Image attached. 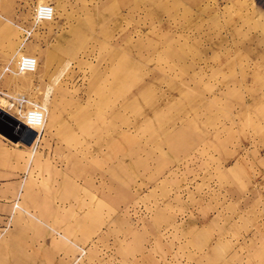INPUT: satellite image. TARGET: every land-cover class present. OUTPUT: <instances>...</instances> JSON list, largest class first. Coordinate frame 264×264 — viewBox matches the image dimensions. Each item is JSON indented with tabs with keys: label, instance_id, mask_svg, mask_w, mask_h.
Masks as SVG:
<instances>
[{
	"label": "crops",
	"instance_id": "crops-1",
	"mask_svg": "<svg viewBox=\"0 0 264 264\" xmlns=\"http://www.w3.org/2000/svg\"><path fill=\"white\" fill-rule=\"evenodd\" d=\"M126 1L135 4L132 13L139 9L146 23L151 0ZM171 1L176 20L165 23L166 33L157 44L176 46V60L191 62V76L197 79L191 90L177 88L174 104L190 101L208 105L209 113L217 107L229 111L224 143L235 138L239 150L233 155L225 149L224 157L237 156L238 162L220 171L202 168V173L220 175L216 187L197 182L186 196L177 188L169 248L167 211L141 216L135 208L151 203L152 160L165 164L169 156L152 150L153 133L159 136L155 144L167 143L163 134L171 133V124L161 119L164 109L159 117L151 107H135L137 99L148 106L146 95L153 89L133 91L138 94L134 124L139 125L134 134L119 133L120 114L113 107L116 120L101 133L102 114L91 112L88 104L70 107L80 111L71 118H63V108L57 107L54 127L66 129L53 137L65 142L60 151L26 145L24 129L0 108L8 116H0V264H74L78 257L75 264H264V6L255 0H225L218 7V0ZM42 2L53 5L54 17L32 31L33 55L41 46L56 52L81 44L91 20L102 29L121 27V0H0L2 92L19 89V74L5 67H13L25 53L23 29L31 24L33 7ZM169 54L168 48L165 57ZM185 76L190 75L183 69L175 74ZM208 118L189 120L170 134L175 139L171 144L194 126L216 124ZM158 189L164 195L166 183ZM205 189L207 194H201ZM185 206L191 207L186 214Z\"/></svg>",
	"mask_w": 264,
	"mask_h": 264
},
{
	"label": "rangeland",
	"instance_id": "rangeland-1",
	"mask_svg": "<svg viewBox=\"0 0 264 264\" xmlns=\"http://www.w3.org/2000/svg\"><path fill=\"white\" fill-rule=\"evenodd\" d=\"M170 1L151 0V16L147 17L146 23H143V14L139 9L135 10L136 13H132L135 4L130 7L131 2L129 4L128 1L121 0L120 29H102L101 24L91 20L87 38L80 40L81 44L78 42L72 46H62L56 52H50L45 46H41L39 54L33 55L31 34L25 42L23 52L37 58V69L33 73L17 75L19 89L11 93L25 94L29 100L45 109L43 112L44 131L36 146L38 151L64 149L65 142L58 139L53 141L56 133L66 132L63 126L54 127L59 117L56 113L57 107L63 108L59 111L64 115L63 118H71V114L80 113V111L71 110L70 107L78 108L80 104H88L89 108H93L91 112L102 114L100 123L103 125L97 127L99 133L111 128L106 123H110L113 119L116 120V117L112 116L111 108L113 107L119 110L120 114L119 133L121 135L134 134L139 126L134 124L137 118L134 117L132 111L135 105L133 102L138 95L133 93L134 90L153 89L154 92L146 95L151 98L150 103L148 101L149 105L137 99L135 103L138 105L135 107H151L159 117L161 109H164V118L161 119L171 124L168 128L170 134L186 126L189 120L193 121V118L200 117L203 120L209 119L208 117L212 118L215 125L192 127L190 134L181 136L184 143L181 138H177V143L171 144L170 141H175L172 139L173 136L169 134L166 137V134H163L167 143L156 140L157 144H155L154 138L159 139V136L154 133L152 136V150L167 152L169 156L165 164H160L156 158L152 160L150 182L153 195L151 203L147 206L138 203L135 208L137 214L141 216L153 215L160 208L167 211L169 248L172 246L171 235H174L177 188L180 194L183 190L186 196L192 190V186L197 185V182L200 184L205 182L206 186L209 184V186L216 187L215 185L221 180L220 175L202 173V168L211 167L215 171H220L224 166L234 165L238 162V157L225 158L224 151L226 149L234 155L239 150V142L235 138L226 146L224 143L223 123L225 119L231 117L229 111L217 107L209 113L208 105L197 107L190 101H187L185 105L174 104L177 88L191 90L193 82L197 79L191 76L193 70L191 62L182 63L176 60V46L157 44L160 37L166 33L165 23L176 20V6ZM224 3L225 0H218L216 5L217 7L222 6ZM168 6L171 8L169 13L166 10ZM139 22L142 23L139 24ZM129 25H135V28ZM175 32V29L170 31L173 33L172 36H175ZM147 42L151 43L147 44ZM168 48L171 56L167 58L165 53ZM179 69H183L184 74L190 76L175 77ZM6 105V101L0 99V108ZM96 107H100V110ZM72 126V131L80 133L75 125ZM159 143H163V149ZM75 144L80 143L75 142ZM173 145L176 146L175 149ZM171 154L174 156L171 157ZM161 182L167 185V191L162 196L159 195L158 189ZM201 194L206 195L207 189ZM187 209L190 210L191 207L185 206V214L188 213Z\"/></svg>",
	"mask_w": 264,
	"mask_h": 264
},
{
	"label": "built area",
	"instance_id": "built-area-1",
	"mask_svg": "<svg viewBox=\"0 0 264 264\" xmlns=\"http://www.w3.org/2000/svg\"><path fill=\"white\" fill-rule=\"evenodd\" d=\"M54 17L53 5L49 2H42L35 5L32 9L31 24L23 29L21 46L29 39L32 31L42 22L51 21ZM14 66L5 67V71L13 74L33 73L37 69V58L33 55L20 53L14 60ZM0 99L6 101L3 108L9 112L17 121L35 132V137L31 143L33 148L39 143L43 133L45 118L43 117V107L36 102L29 100L25 94H9L0 91ZM84 251H82L83 253ZM79 258V257H78ZM78 258L74 262H77Z\"/></svg>",
	"mask_w": 264,
	"mask_h": 264
},
{
	"label": "water",
	"instance_id": "water-1",
	"mask_svg": "<svg viewBox=\"0 0 264 264\" xmlns=\"http://www.w3.org/2000/svg\"><path fill=\"white\" fill-rule=\"evenodd\" d=\"M2 111V110H1ZM0 111V116L1 117H5L7 119V115L3 112ZM13 119H15L12 115L10 116ZM11 118V119H12ZM9 119V118H8ZM17 123L24 129V137H23V142L26 145H31L34 137H35V132L33 130H31L30 128H27L26 126H24L22 123H20L19 121H17Z\"/></svg>",
	"mask_w": 264,
	"mask_h": 264
},
{
	"label": "trees",
	"instance_id": "trees-1",
	"mask_svg": "<svg viewBox=\"0 0 264 264\" xmlns=\"http://www.w3.org/2000/svg\"><path fill=\"white\" fill-rule=\"evenodd\" d=\"M258 4L264 6V0H256Z\"/></svg>",
	"mask_w": 264,
	"mask_h": 264
},
{
	"label": "bare ground",
	"instance_id": "bare-ground-1",
	"mask_svg": "<svg viewBox=\"0 0 264 264\" xmlns=\"http://www.w3.org/2000/svg\"><path fill=\"white\" fill-rule=\"evenodd\" d=\"M45 111V109L43 108V112Z\"/></svg>",
	"mask_w": 264,
	"mask_h": 264
}]
</instances>
